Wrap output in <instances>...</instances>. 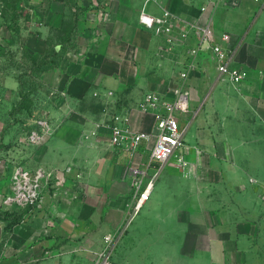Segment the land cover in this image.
<instances>
[{
	"label": "crops",
	"instance_id": "1",
	"mask_svg": "<svg viewBox=\"0 0 264 264\" xmlns=\"http://www.w3.org/2000/svg\"><path fill=\"white\" fill-rule=\"evenodd\" d=\"M145 1L21 0L24 17L19 20V30L22 38L14 43L11 39V42L7 41L2 15L4 5L0 0V51L4 48L2 42L6 41L7 49L20 45L23 50L43 56L51 44L60 47L55 32L76 16L75 48L88 53L79 59L74 55L75 48L64 52L59 82L51 89L59 87L67 92L69 99L61 100L62 105L58 108L66 106L70 113L60 122L59 131L48 144L35 145L34 151L31 154L26 152L18 163L27 169L49 171L76 162L79 140L76 134L70 133L73 123L68 118L75 119L78 99L96 91L104 101L112 102L114 106L121 104V111H130L132 131L151 130L153 117L139 110V102L153 90L172 98L169 89L175 85L188 55L186 49H181L177 55L167 53L163 49V40L140 25L138 15ZM206 1L151 0L146 10L161 14L168 9L201 24L213 17L217 36L230 34L236 49L232 65L247 70V79L237 86L220 78L208 53L200 54L197 72L204 79L211 72L208 75L214 79L212 104L225 98L227 107L221 106L231 115L225 121L226 126L241 127L244 133L227 132L214 135L211 140L209 136L199 137L197 133V140L203 146H207L206 142L215 143L212 145L214 157L204 155L197 163L196 155L187 152L190 164L184 171L171 161L162 169L149 201L166 206L173 182L179 183L180 192L194 198L191 206L195 207L186 211L178 208V218L189 224L179 252L199 253L201 243L209 239L211 248L208 251L215 263L224 262L227 254H234L238 263L242 255L261 252L256 243L264 234V2L241 0L236 8L223 6L215 13L201 12L199 7ZM99 10L105 12L106 21L97 25L103 29V34L96 38L93 37L96 26L91 17ZM195 43L192 38L190 44ZM16 74L11 68L0 69V93L12 97L19 94L21 85ZM190 79L191 75L187 81L191 93ZM125 93L129 94L126 102L119 101ZM190 105L191 123L186 140L194 143L188 136L195 123L197 126L200 122L203 124L204 117L198 120L192 114V96ZM91 119L84 115V121ZM94 138L89 139L88 144H104L101 146L104 149L87 152V169L80 170L79 183L72 185L71 178L61 172V182L56 187L53 183L55 188L50 195L45 194L41 208L13 205L9 201L11 190L0 194V222L4 223L0 264H90L94 257L92 251L102 247L104 235L123 226L127 204L132 199L131 167L145 163L154 139L142 143L130 163L125 149L109 143L108 129H101ZM64 142L69 144L68 152L61 149L60 144ZM12 163L11 174L16 164ZM20 208L23 211H19ZM18 214H22L21 220L7 227V223ZM125 234L117 243L115 252L122 246ZM239 264L250 263L246 260Z\"/></svg>",
	"mask_w": 264,
	"mask_h": 264
},
{
	"label": "rangeland",
	"instance_id": "2",
	"mask_svg": "<svg viewBox=\"0 0 264 264\" xmlns=\"http://www.w3.org/2000/svg\"><path fill=\"white\" fill-rule=\"evenodd\" d=\"M18 12L20 15L17 21H13L11 18H4V28L9 38L7 39L8 42L13 40L15 43L16 40L22 38L19 30V20L22 16L24 17V14L21 10ZM5 42H2L4 43V48L0 51V54H2L0 69L6 71V69L11 68L13 72H16L18 79L21 80L23 92L21 95L20 90L19 94L14 97L5 92L0 93V194L9 193L11 190L10 168L13 165L11 162L14 161L17 164L22 161L23 155L27 153L31 154L34 151L33 148L36 144H29L27 142V136L34 130L38 132L41 130L42 126L37 123L39 119H42L41 116L44 113H49L50 126L44 129L47 137L42 143L45 144L52 140V137L61 127L60 122L70 113L66 106L58 108L56 101L54 102L49 99L52 86L59 82L58 78L62 66V57L59 58V56L51 55L44 56V58L39 57L38 64H36L35 61L25 57L24 50L20 45H15L7 49ZM67 45L65 44V47ZM58 49H61V47ZM50 51L52 52L53 49ZM19 53L21 57H19ZM31 55L33 54L31 53ZM197 70L196 68L190 74V89L193 99L192 114L195 115V118L197 116L198 120L204 117V122L202 125L200 122L198 126L195 123L190 137L188 136L189 140L195 142L187 141L185 157H189L188 154L193 153L196 155L198 163L204 155L214 157L215 152L213 151L212 145L215 143L212 141L210 143L206 142L207 146H203L197 140V133L199 137L209 136L211 140V137L214 135H223L227 132L239 134L244 133V130L234 125L226 126L225 121L231 115L228 114L227 109L222 108L223 106L221 104L227 107V101L224 98L221 101L217 100L214 105L212 104L211 86L214 84V79L208 75L211 72H208V74L205 73L206 75L203 74L208 77L204 79L203 77H199ZM128 96L129 94L125 93L118 100L126 102L124 100ZM78 100L79 102L74 110L75 119L68 118L73 123V125H70V133L73 135L76 134L79 140L75 154L76 162L69 163L63 169H48L49 171H54V177L52 179L55 185L57 178L63 175L66 178L68 176L71 178L73 181H71L72 185L79 183L78 181L81 179L80 170L85 171L87 169V163H85L86 159H89L87 158V152L92 149H104L101 147L104 144H96L95 146L88 144L89 139H95L93 136L88 137L96 124L93 120H103L112 116L120 112L122 106L121 104L114 106L112 102L104 101L100 93L97 95L95 93L84 95ZM207 100L208 102L206 103ZM84 115L92 117L91 121L85 120V122ZM101 129L103 130V128ZM66 140L68 141L67 137ZM60 146L63 151L68 152V142L61 143ZM173 162L174 165L181 167L183 171L190 164L188 161L187 164L182 165L175 159ZM4 165H6L5 169H3ZM54 188V186H50L45 190V194L50 195ZM171 188L166 206L161 207L154 203L151 204L149 201L142 208L141 212L137 215V219L126 231L122 246L115 252L113 264H239L240 262L245 263L246 260L250 264H264V234L261 238L257 239L260 242L257 241L256 243L260 247L261 252L257 255H242L238 263H236V256L234 254H227L224 256L226 257L224 262L215 263L213 255L208 251L211 248L209 239H205L201 243L202 245L199 247L201 252L199 253L187 254L179 252L183 248V242L189 224L187 221L178 218V208L184 209L185 211L195 208L191 206L194 198L186 197L184 193L180 192V186L177 182H173ZM19 211H23V209L20 208ZM182 229H185V232Z\"/></svg>",
	"mask_w": 264,
	"mask_h": 264
},
{
	"label": "built area",
	"instance_id": "3",
	"mask_svg": "<svg viewBox=\"0 0 264 264\" xmlns=\"http://www.w3.org/2000/svg\"><path fill=\"white\" fill-rule=\"evenodd\" d=\"M149 1L151 0L145 1L138 15L140 25L163 40V49L167 53L177 55L181 49H186L188 61L179 71L175 85L169 89L172 98H167L162 92L153 90L147 92L139 102V110L153 117L151 130L132 131L130 111L125 110L103 120H96L94 129L88 135V137H96L100 134L101 128L108 129L109 143L120 149H125L129 153L130 163L139 152L140 145L147 144L154 139L145 163L141 166L131 167L132 199L127 204L125 223L119 229L104 235L102 247L92 251L94 257L90 264H113L117 243L126 232L127 226L150 200L162 169L174 159L182 165L188 163L185 152L186 137L191 123V93L187 81L191 71L198 66L200 54L211 55L219 77L222 79L238 86L248 77L247 70L232 65L236 49L232 44L231 36L229 33L217 36L213 27V17L201 24L185 19L168 9H164L161 14H152L146 10ZM251 1L258 4L264 2V0ZM240 2L241 0H207L199 9L201 12L215 13L223 6L236 8ZM91 20L96 26L93 28V37L97 38L103 34V29L98 28L97 25L106 21V14L99 10L93 13ZM89 29L91 30V28ZM192 38L196 40L193 45L190 44ZM73 51L79 59L88 55L79 47ZM98 93L96 91L95 95ZM49 99L59 103V107L62 105L59 100L67 101L69 95L65 90L53 87L50 90ZM41 118L37 121L42 126L41 130L39 132L34 130L27 136L29 144L38 145L46 140L47 135L44 129L50 126L49 113H44ZM5 167L6 165L3 166V169ZM53 177L54 171H46L42 168L27 169L23 164L17 163L11 174L9 201L18 207L41 208L45 201V190L53 185ZM59 182L61 179L58 177L56 184Z\"/></svg>",
	"mask_w": 264,
	"mask_h": 264
},
{
	"label": "trees",
	"instance_id": "4",
	"mask_svg": "<svg viewBox=\"0 0 264 264\" xmlns=\"http://www.w3.org/2000/svg\"><path fill=\"white\" fill-rule=\"evenodd\" d=\"M3 2L4 8L2 11V15L5 19H9L11 18V20L13 21H17V19H19V15L20 13L18 11L21 10L20 8V2L21 0H1ZM10 11V13H9ZM77 21H78V17H74L71 21H68L65 23L64 27L58 31L55 32V36H57L58 38V44H60L61 49H58L57 46L55 44H51L49 50L43 55V56H39V55H31V52L27 49L24 50V55L25 57H27L28 59L30 58L31 60L35 61L36 64H38V58L39 57H43L44 56H59L63 57L64 52L69 49V48H75L76 44H75V36H76V25H77ZM1 44V43H0ZM65 44H71V45H67L69 47H65ZM53 49V51L51 52L50 50ZM20 81V85H21V80ZM23 89L21 86V91L20 94L22 95ZM22 218V214H18L17 216H15L13 219H11L8 223H7V227H10L13 224L18 223ZM1 219V218H0Z\"/></svg>",
	"mask_w": 264,
	"mask_h": 264
},
{
	"label": "water",
	"instance_id": "5",
	"mask_svg": "<svg viewBox=\"0 0 264 264\" xmlns=\"http://www.w3.org/2000/svg\"><path fill=\"white\" fill-rule=\"evenodd\" d=\"M3 226H4V223L3 222H0V244H1V241H2Z\"/></svg>",
	"mask_w": 264,
	"mask_h": 264
}]
</instances>
